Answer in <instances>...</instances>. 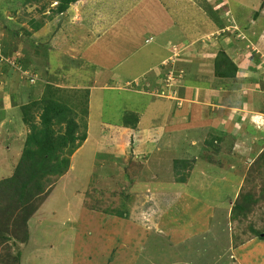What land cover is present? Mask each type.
<instances>
[{"label": "rangeland", "instance_id": "374dc122", "mask_svg": "<svg viewBox=\"0 0 264 264\" xmlns=\"http://www.w3.org/2000/svg\"><path fill=\"white\" fill-rule=\"evenodd\" d=\"M56 8L0 0V264H264V128L220 129L248 98L264 113L247 63L264 70V0ZM53 95L79 129L23 213L1 182Z\"/></svg>", "mask_w": 264, "mask_h": 264}, {"label": "trees", "instance_id": "16d2710c", "mask_svg": "<svg viewBox=\"0 0 264 264\" xmlns=\"http://www.w3.org/2000/svg\"><path fill=\"white\" fill-rule=\"evenodd\" d=\"M26 1L35 2L36 0ZM78 1L55 0L57 7L56 15L62 17L67 12L69 6ZM217 59L215 62L217 77L221 79H234L237 68L233 65L232 61L224 54L221 59L219 58L218 62ZM55 98L54 100L47 98L40 103V125L37 127L35 124L28 122L31 130L25 141V148L19 161V167L14 172V175L8 180L1 182L2 187L4 185L8 188L6 189V193L12 195L13 199L16 200L17 209L22 210L23 213L29 208L26 204L31 203L30 197L32 193H38L41 189L39 187L41 185L40 178L44 175L56 176L62 173L61 170L67 163L66 160L59 158L60 154L70 143L74 142L75 133L79 129L73 119L72 111L62 101H59L63 100V98ZM22 109L26 112L25 108ZM84 114H87V110ZM124 120V123H128V119ZM132 120L137 124L135 118ZM56 125H63L62 135H54L53 128ZM85 138V135L82 134L79 139L80 141H85ZM260 160L264 161L262 154ZM240 200L241 203H237L233 209L237 215H242V213L248 211L251 197L246 194L245 196H241Z\"/></svg>", "mask_w": 264, "mask_h": 264}, {"label": "crops", "instance_id": "0c3cea01", "mask_svg": "<svg viewBox=\"0 0 264 264\" xmlns=\"http://www.w3.org/2000/svg\"><path fill=\"white\" fill-rule=\"evenodd\" d=\"M257 48L262 49V48H260V46L259 47L257 46ZM255 49H256V46H255ZM253 53L256 54L257 57H259L258 59H263V57H264V54L261 53V55H260L258 50L256 52H253ZM250 54H251V52H250ZM241 57L242 56H239V57L235 58L236 60H234V61H236V62L235 63L233 62V63L236 64L237 61L241 60L240 59ZM255 59L258 60L257 58H255ZM243 61H241V62H239L237 64V66H236L237 70H239V67L242 66ZM247 63H248V70H249V75H250L249 76V78H250L249 80H251V81L253 80L254 84H256L257 87H258L259 84H262V86H261V88L259 90L261 91V93H263L264 92V82H263L264 81V70L261 71L262 70L261 67L257 68L256 64L254 65V64H252V62L249 63V61H248ZM238 77H239V73L237 71L236 74H235L234 80L236 78H238ZM89 102L91 104V100ZM242 104L243 103H242V100H241V105ZM250 107H251V105H249V98H248V101H246V104L242 105V108H241L240 112L232 111V110L228 109L229 112H231V113H235L236 112V113L234 114V117H232L231 123L230 124H226V126L222 125L220 127V129L222 131H225L224 128H228V126H232L231 124H236L235 126H232L234 128H236L239 124H243V126L247 125L249 128H255L256 131L261 130L262 128H264V113H262V111H260V112L259 111L252 112L251 110H249ZM240 115L242 116L243 121H241ZM227 122H230V120H228ZM242 129H243V127L242 128H238V130H237L238 132H235L234 134L238 135V137L241 136L244 133V130H242Z\"/></svg>", "mask_w": 264, "mask_h": 264}]
</instances>
